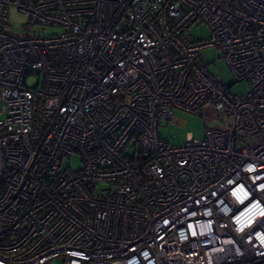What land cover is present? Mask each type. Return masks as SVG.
Wrapping results in <instances>:
<instances>
[{"label": "built area", "instance_id": "obj_1", "mask_svg": "<svg viewBox=\"0 0 264 264\" xmlns=\"http://www.w3.org/2000/svg\"><path fill=\"white\" fill-rule=\"evenodd\" d=\"M10 6L61 32H7ZM0 22V264H264V0H0ZM205 104L222 129L159 136Z\"/></svg>", "mask_w": 264, "mask_h": 264}, {"label": "rangeland", "instance_id": "obj_2", "mask_svg": "<svg viewBox=\"0 0 264 264\" xmlns=\"http://www.w3.org/2000/svg\"><path fill=\"white\" fill-rule=\"evenodd\" d=\"M27 18L23 12L16 7L8 8V18L2 23L7 32L18 35L26 33H38L39 35H51L61 32L58 26H29L26 24ZM189 33L199 42H206L210 38L208 27L204 23H193L189 27ZM219 49L215 46L203 48L201 57L204 63L208 66L209 71L219 77L225 85L231 86L232 94H243L247 91V86L244 82L236 81L232 71L219 57ZM36 76L27 79L28 85H33ZM201 114H193L184 112L178 109L173 110L170 119L159 122V136L167 143L182 144L188 141H197L204 137L207 129H222L225 122L224 114L210 104L203 106ZM129 153V151H127ZM62 167L72 169L81 166V159L78 154H73L69 157H62Z\"/></svg>", "mask_w": 264, "mask_h": 264}]
</instances>
